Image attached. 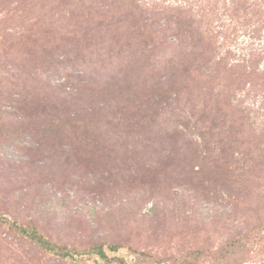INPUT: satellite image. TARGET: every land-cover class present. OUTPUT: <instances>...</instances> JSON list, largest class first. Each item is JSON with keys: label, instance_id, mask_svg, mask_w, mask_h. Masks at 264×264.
<instances>
[{"label": "rangeland", "instance_id": "1", "mask_svg": "<svg viewBox=\"0 0 264 264\" xmlns=\"http://www.w3.org/2000/svg\"><path fill=\"white\" fill-rule=\"evenodd\" d=\"M0 264H264V0H0Z\"/></svg>", "mask_w": 264, "mask_h": 264}]
</instances>
